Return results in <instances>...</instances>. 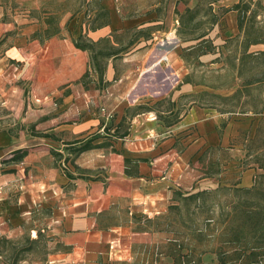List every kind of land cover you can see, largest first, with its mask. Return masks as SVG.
<instances>
[{
  "label": "crops",
  "instance_id": "crops-1",
  "mask_svg": "<svg viewBox=\"0 0 264 264\" xmlns=\"http://www.w3.org/2000/svg\"><path fill=\"white\" fill-rule=\"evenodd\" d=\"M104 7L108 10V21L88 30L79 22L74 41L84 32L90 39L100 41L98 47H116L120 40L114 39L115 34L122 29L125 32L133 28L134 31L126 43L119 45L127 46L125 50L119 56L106 59L100 82L91 69L88 51L75 47L74 41L70 42L65 30H59V26L43 41L25 39L9 46L16 56H24L28 62L38 61L37 71L31 66L30 75L33 84L41 86L42 93L34 98L42 105L41 112L50 115L46 117V125H42L41 135L27 133L16 136L8 130L0 131V234L20 231L23 223L32 217L30 214L35 207L47 206L50 202L48 206L54 211L51 228L69 247L67 255L73 264H117L118 261L129 264L132 258L130 241H122L120 224H99V217L118 200L161 205L170 198L172 187L181 185L185 190H196L217 185L219 179L214 177L197 176L189 183L184 182V178L192 170L189 163L203 149L226 145L231 136L226 131L227 125L223 129L219 126L220 113L208 116L205 108L191 103L188 110H180L179 120L170 126L156 118V110L127 116L126 108L138 99V95L141 98L146 95H132L130 90L138 81L143 82L142 76L158 65L166 67L169 78L175 77L171 86L177 92L170 98L175 102L173 110L178 107L176 98L191 87L177 76L182 60L180 44L172 43L176 37V26L166 30L161 28L162 19L156 16H121ZM225 16L234 18L236 13L230 10ZM74 25L75 21L67 24L66 28ZM139 29L147 30L149 37L138 36L132 40ZM131 40L133 42L130 43ZM162 55L165 57L161 58ZM118 59L128 67L136 66L137 77L126 80L129 77L127 72H118ZM86 70L92 82L102 83L101 87L88 89L81 82L77 83L79 87L72 86V81L79 79ZM167 79L161 80L168 82ZM179 82L181 84L177 88ZM129 91L131 97L127 99ZM101 106L112 112L108 120L101 112ZM122 116L131 124L127 128L128 134L119 138L111 133ZM68 117L70 121H66ZM108 122L112 124L107 125ZM138 123H144L146 128L139 129ZM241 124L243 126L245 122ZM138 130L145 131V134H139ZM91 135L97 136L92 141L93 146L82 151H70L65 142ZM180 143L182 146L177 149ZM19 148L28 150L22 160L3 162ZM66 155L69 156L67 163L72 161L74 166L87 169L92 179H82L74 168H68L70 172L64 173L53 164L54 161L56 165L64 164ZM126 156L144 158L138 163V175L124 173ZM6 168L8 170L4 171ZM253 172L254 168L245 169L239 184L250 185ZM99 175L104 178L98 179ZM50 189L52 193L48 192Z\"/></svg>",
  "mask_w": 264,
  "mask_h": 264
},
{
  "label": "rangeland",
  "instance_id": "rangeland-1",
  "mask_svg": "<svg viewBox=\"0 0 264 264\" xmlns=\"http://www.w3.org/2000/svg\"><path fill=\"white\" fill-rule=\"evenodd\" d=\"M236 1L215 0L213 7L215 10L219 9L221 11V6H229ZM100 3L112 9V11H116L121 16H156L163 21L161 28L167 30L178 24L173 12L174 4L179 6V10H183L186 3L188 6H194L196 0H100ZM97 8L98 4L94 0H0V131L8 130L16 136H24L27 133L41 135L42 125H46V117L50 115L41 112L42 105L36 102L34 98L36 94L41 95L42 93L41 86L33 84V77L30 75L31 66H33L32 68L35 72L37 71L38 61L28 62L24 56H16L9 49V46L15 45L14 42L16 41L18 43L20 40L24 42L25 39L28 41L32 39V30L43 27V20L50 15H53L54 20L47 26L48 30L57 25L59 30L62 28L65 30L64 34L70 42H73L78 23L80 22L85 27H89L92 18L90 15L93 16L92 12ZM71 19L72 22L70 21ZM257 19H264V9L259 11ZM74 21L75 25L73 28H66L67 24L74 23ZM133 31V28L125 32L122 29V31L115 34L114 39L120 40L116 47H120L121 43H126L129 37L132 36ZM236 33V16L229 18L224 14L213 25L208 34L216 45L214 52L199 56L198 61L193 58L185 61L180 57L182 64L178 68L177 76L182 79L188 74L191 81L188 82L190 84L188 86L191 89L183 92V94L181 93L176 98V102L181 112H184L185 109L188 110V105L191 103L205 108L208 116L212 113L221 114L219 126L223 129L227 125L226 131L231 135L228 144L222 146L228 150H213L211 154L205 156L204 161L207 162L211 155L213 159L217 157L222 162L225 159L228 160L218 176L219 182L227 185L239 181L240 175L245 169L254 168L251 183L248 185L251 186L254 183L257 184V181L260 180L258 174L262 172L257 167L256 156L264 158V109L256 114L251 110L241 112L244 106H240V108L225 102V96L229 95L233 88H224L223 86L234 80L235 70L232 64L237 62L239 53H233L234 46L231 44L225 47L221 45L226 38L232 37ZM173 38V42L176 45L180 44L181 47L191 43L181 41L177 35ZM36 39L39 40L38 38ZM263 48L264 45L258 43L251 45L249 50L255 51ZM220 51H222L221 56H219ZM228 54L230 56H227ZM217 56H219V59H215ZM104 60L103 58L102 61L104 62ZM117 68L120 74L127 72L129 77L126 80L130 81L137 77L136 66L128 67L118 59ZM252 73H254V76ZM263 73L264 58L248 60L245 63V68H243L245 79L261 77ZM164 74V77L168 78V82L161 80L165 79L164 77L161 78ZM169 76L166 75V67L159 65L151 72L146 73L142 84L136 91L138 94L145 93L146 95L143 98L136 95L139 100H134L127 111V116L130 117L135 110H141L136 109L134 106L143 102L155 107L159 111V115H166V112L163 111H166L171 104V94L177 92L175 91L176 88L171 86L175 77L169 78ZM91 78L89 74L81 76L79 79L72 81V86L79 87L77 83L80 82L84 88L88 89L102 86V83H93ZM130 91L133 92L134 89ZM130 91L127 99L131 97ZM204 92H207V94H204ZM263 97L264 81L258 84L254 82L248 89V95L241 99H246V101L250 102V100L256 101ZM230 109L233 111L229 112ZM51 112L52 109L50 110ZM142 113L147 114L148 112ZM154 113L157 115V112ZM156 118L158 119V117ZM67 119L66 121H70L71 118L68 117ZM242 121L245 122L243 126H241ZM109 124H112V122H108L107 125ZM130 124L131 121L125 119L124 127L130 126ZM136 126L142 130L146 128L144 123H138ZM258 126L259 131L256 132ZM138 133L144 135L145 131L140 132L138 130ZM65 142H68V140H65ZM181 146L182 144L180 143L177 149H180ZM68 159L69 156L66 155L63 161L64 164L60 162L56 165L55 161L53 164L58 166L64 173L70 172L69 169L74 168V171L80 174L82 179H92L87 169L74 166L72 161L67 163ZM201 165L202 163L196 161V159L189 163V167L192 170L188 172L184 182L189 183L192 179L202 175ZM181 168L184 170V167ZM7 170V168L4 169V171ZM97 177L98 179L104 178L101 175ZM180 179L178 178V180ZM262 185L264 186V179H262ZM172 188L185 190L181 185ZM48 192L52 193L51 189ZM171 194L172 191L170 198ZM170 198L161 205L160 203L150 204L148 202L145 204H134L130 200H118L115 205L108 209L106 214L99 217V224H120L122 241H130L132 258L129 264H167L171 262V257L168 255L173 251L174 242L169 241L167 237H178L179 235L166 231H156L152 224L149 225L146 231H135L134 225L138 222L132 217V215H146L153 218L155 215H159L160 212L166 211L171 201ZM48 205H51L50 202ZM48 205L35 207L30 214L32 217L26 223H23L20 231L11 234L8 232L0 234V239L2 237L8 239L0 242V264H11L12 261L13 264H73V260L67 255L69 247L58 239L51 228L54 224L52 218L54 211ZM151 253L161 257V262L159 260L152 261ZM202 259L206 264H217V260L212 253L204 254ZM261 260L258 264H264V258H261ZM117 264L128 263L118 261Z\"/></svg>",
  "mask_w": 264,
  "mask_h": 264
},
{
  "label": "trees",
  "instance_id": "trees-1",
  "mask_svg": "<svg viewBox=\"0 0 264 264\" xmlns=\"http://www.w3.org/2000/svg\"><path fill=\"white\" fill-rule=\"evenodd\" d=\"M98 8L90 15V26L85 29H94L105 24L108 21V10L100 3V0H94ZM215 0H196L194 6H188L187 3L183 10L174 6L173 12L176 14L178 24L176 26V35L178 38L190 44L181 47L180 57L185 61L190 58L197 59L208 52H214L216 45L208 36L214 24L228 11L233 10L236 13L237 33L224 40L222 47L231 44L234 46L233 53H239L237 62L232 64L234 80L224 85V88H233V91L225 96V102L234 106H244L241 112L251 110L253 113H260L264 109V97L256 101H246L241 99L248 95L249 87L255 82L258 84L264 81V73L261 77L245 79L243 68L248 60H258L264 58V48L261 50L250 51L249 47L261 43L264 45V19L259 20L257 16L259 11L264 9V0H237L229 6H221V11L215 10L213 2ZM220 8V6H219ZM53 15L46 16L44 26L34 30L33 38L40 41L50 37L58 30L56 25L48 30V25L53 22ZM143 36L148 38L147 30L139 29L132 40ZM130 41L133 42V41ZM98 41H94L81 32L74 46L88 51L91 69L96 73L98 82L102 80L103 72L106 66V59L113 56H119L127 47H98ZM234 43V44H232ZM220 51L219 56H221ZM219 56L215 59H219ZM227 56H230L229 54ZM105 59L104 62L102 59ZM89 74L86 70L83 76ZM254 73H252L253 75ZM254 76V75H253ZM182 82H191L189 75L186 74ZM181 82L178 83L177 88ZM207 94V92H204ZM249 102V103H247ZM175 102L171 101L166 109V115L161 116L158 110L146 103H138L133 114L140 112L156 110L157 117L162 120L165 126H170L180 118V108L173 110ZM247 105V106H246ZM246 106V107H245ZM130 107L126 108V111ZM241 108V107H240ZM233 110H229L231 112ZM132 114V115H133ZM125 116H122L116 124V128L111 133L116 137L122 138L128 134V126L123 125ZM124 127V128H123ZM108 129V127H105ZM259 131V126L256 132ZM46 136L47 133H45ZM96 135H91L85 139L78 138L66 142L71 146L70 151H82L93 146L92 141ZM213 150H228L221 145L207 146L197 156L196 161L202 163V175L200 177H214L218 179L223 166L228 160L221 161L220 158L208 159L205 162V156L211 154ZM27 148H19L12 152L11 156L3 159V162H18L27 154ZM144 158L124 157V173L128 176L139 174L138 163ZM257 167L262 170L258 174L260 180L257 184L251 186L239 185V182L222 184L218 182L215 187L199 188L196 190H183L181 188L172 189L171 201L166 211H162L153 218L146 215L132 217L136 223L135 231H146L152 224L156 231H166L171 234H177L178 237H167L173 243V251L169 254L171 262L167 264H206L202 257L206 253H212L217 264H258L261 258H264V158L256 156ZM142 222V224H140ZM2 237L0 242L7 241ZM150 254L152 261H160L161 257ZM161 262V261H160ZM13 264V261L12 263Z\"/></svg>",
  "mask_w": 264,
  "mask_h": 264
},
{
  "label": "built area",
  "instance_id": "built-area-1",
  "mask_svg": "<svg viewBox=\"0 0 264 264\" xmlns=\"http://www.w3.org/2000/svg\"><path fill=\"white\" fill-rule=\"evenodd\" d=\"M100 110L104 114L106 120L112 117V112L110 110H107L104 106H101Z\"/></svg>",
  "mask_w": 264,
  "mask_h": 264
},
{
  "label": "water",
  "instance_id": "water-1",
  "mask_svg": "<svg viewBox=\"0 0 264 264\" xmlns=\"http://www.w3.org/2000/svg\"><path fill=\"white\" fill-rule=\"evenodd\" d=\"M143 78L145 77V74L142 76ZM142 80L138 81L136 87L134 88V91L132 92V95L136 94V91L138 90Z\"/></svg>",
  "mask_w": 264,
  "mask_h": 264
},
{
  "label": "bare ground",
  "instance_id": "bare-ground-1",
  "mask_svg": "<svg viewBox=\"0 0 264 264\" xmlns=\"http://www.w3.org/2000/svg\"><path fill=\"white\" fill-rule=\"evenodd\" d=\"M172 43H173V41H172ZM157 49V48H156ZM161 51V50H160ZM158 54V53H157ZM165 56L164 55H162V57L161 58H164ZM152 63V62H151ZM158 63V62H157ZM151 66V65H150ZM145 70V69H144Z\"/></svg>",
  "mask_w": 264,
  "mask_h": 264
}]
</instances>
